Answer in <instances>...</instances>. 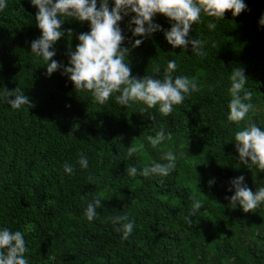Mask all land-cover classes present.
<instances>
[{
    "label": "trees",
    "instance_id": "16d2710c",
    "mask_svg": "<svg viewBox=\"0 0 264 264\" xmlns=\"http://www.w3.org/2000/svg\"><path fill=\"white\" fill-rule=\"evenodd\" d=\"M243 2L245 11L226 12L214 30L207 27L212 18L193 23L189 39L207 41L203 58L190 46L167 43L171 22L161 14L153 17L161 30L147 38L132 35L131 15L119 22L132 77L162 79L175 60L173 78H195L200 86L165 116L159 104L118 105V93L99 105L91 92L76 91L62 68L47 75L43 57L31 53L41 35L38 9L30 0H6L0 11V230L24 233L29 264H264V203L246 213L226 199L235 191L230 181L240 176L253 193L264 187V171L240 162L234 140L249 119L264 130V26L258 23L264 0ZM61 31L51 59L66 67L78 35L90 26L63 18ZM136 39L143 42L132 47ZM156 65L159 73L152 71ZM235 68L244 71L254 105L239 123L227 119ZM16 88L31 106L11 109L4 91ZM161 126L171 138L154 148L147 137ZM141 143L144 149L128 157V147ZM169 150L177 160L167 177L139 175L144 166L166 163L161 157ZM81 154L86 169L78 164ZM66 162L74 166L71 175L63 171ZM130 166L138 169L134 177ZM96 198L102 207L89 221L85 209ZM193 198L203 206L190 224L185 217ZM124 215L133 223L126 240L115 230L122 225L109 219Z\"/></svg>",
    "mask_w": 264,
    "mask_h": 264
},
{
    "label": "clouds",
    "instance_id": "9594fccd",
    "mask_svg": "<svg viewBox=\"0 0 264 264\" xmlns=\"http://www.w3.org/2000/svg\"><path fill=\"white\" fill-rule=\"evenodd\" d=\"M38 11L35 16L37 27L41 35L31 42V53L43 57L46 63V74L51 75L58 69L62 75H67L76 91L91 92L92 99L99 105H104L115 95L118 105L130 107L135 103H143L146 109H151L159 104V111L165 116L172 113L174 105L184 102L186 96L200 91L195 78L177 76L172 73L177 68L175 60L168 62L164 70L163 78H152L153 75H145L142 78L132 77L131 69L127 63L129 49L121 47L125 37L119 27V22L131 15L128 28L133 36L142 38L150 37L160 31L161 26L153 23V17L161 14L171 22L169 30L164 32V37L173 48L188 49L198 57H205L207 52L204 47L207 41L195 38L189 39V33L193 23H199L202 16L212 18L207 24L210 30L216 28L214 21L223 20L226 12H231L235 17L245 11L247 5L243 0H112L113 6L109 8V0H30ZM7 7L6 0H0V11ZM73 18L80 22L87 21L90 31L81 33L77 39L79 43L75 50L70 52L69 66H63L51 58L55 55L50 51L53 45L65 35L61 31L63 18ZM260 26H264V15H261ZM134 25V27H132ZM71 35V29L68 30ZM143 39H136L132 47H137ZM51 60V63L48 61ZM153 73H159L160 67L156 65ZM156 76V75H155ZM231 101L229 103L228 121L239 123L244 120L250 111H254L251 103L252 92L245 90L247 77L240 68H235L230 76ZM211 88V86H210ZM14 97V99H8ZM4 98L13 110L21 109L24 105H30L29 98L20 88L12 91H4ZM142 109V111L146 110ZM155 120V117H152ZM171 138V133L166 135L163 126L155 134L148 136L147 140L152 147ZM236 150L239 160L246 166H255L258 172L264 171V130L249 119L246 127L235 134ZM144 144L128 147L127 156L132 157L144 149ZM166 163L156 162L150 166H144L139 170L143 177H167L176 168V154L169 150L161 157ZM78 164L82 169L88 167V159L81 154ZM66 174H73L74 166L67 162L63 165ZM138 169L130 166L127 169L129 176L137 175ZM244 177L240 176L230 181L234 194L226 197L232 208L237 204L244 212H252L260 204L264 203V187L253 193L243 185ZM88 182L96 183L95 177L89 175ZM214 181H209L211 185ZM203 202L193 198V203L186 220L191 224V217H195L202 208ZM102 207L101 199L96 198L88 203L85 209V217L92 221L97 215V209ZM117 227V232H123V239H127L133 230L132 222L128 217H109ZM124 222V223H122ZM28 252L24 233L11 231L8 228L0 230V264H29L25 253Z\"/></svg>",
    "mask_w": 264,
    "mask_h": 264
}]
</instances>
